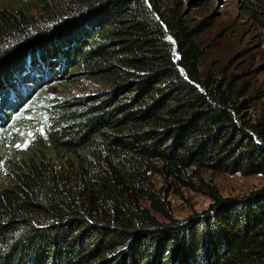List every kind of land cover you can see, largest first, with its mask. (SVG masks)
I'll use <instances>...</instances> for the list:
<instances>
[{"label":"trees","instance_id":"1","mask_svg":"<svg viewBox=\"0 0 264 264\" xmlns=\"http://www.w3.org/2000/svg\"><path fill=\"white\" fill-rule=\"evenodd\" d=\"M238 10L264 38V0ZM205 27L178 0L0 8V131L57 94L43 140L7 164L0 264H264V188L223 198L203 185L205 173L264 180V103L253 112L240 77L204 66ZM80 80L105 91L72 96ZM179 188H206L210 204L172 217Z\"/></svg>","mask_w":264,"mask_h":264},{"label":"rangeland","instance_id":"2","mask_svg":"<svg viewBox=\"0 0 264 264\" xmlns=\"http://www.w3.org/2000/svg\"><path fill=\"white\" fill-rule=\"evenodd\" d=\"M25 0H0V8L11 10ZM175 1V0H174ZM182 12L191 26L203 22L204 32L198 41L205 50L203 64L215 70L226 68L240 77V83L249 87V95L255 99L253 112L264 103V38L238 10V0H215L212 6L202 7L189 0H178ZM105 91L104 87L89 85L80 80L71 92L72 96H94ZM42 91L27 103L19 106L0 131V187L7 184V164L28 150L39 137L43 140L46 110L50 100L57 94L43 95ZM203 185L213 186L223 198H238L264 188L260 177L238 175H203ZM172 217L184 219L191 213H199L210 204L208 190L194 191L179 188L168 198Z\"/></svg>","mask_w":264,"mask_h":264}]
</instances>
